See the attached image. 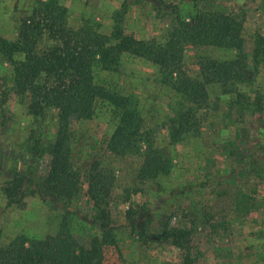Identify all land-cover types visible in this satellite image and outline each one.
<instances>
[{
	"label": "rangeland",
	"instance_id": "374dc122",
	"mask_svg": "<svg viewBox=\"0 0 264 264\" xmlns=\"http://www.w3.org/2000/svg\"><path fill=\"white\" fill-rule=\"evenodd\" d=\"M59 1L76 30L86 23L110 36L119 15L128 35L157 44L169 38L180 15L228 14L243 25L245 79L228 86L207 84L206 99L189 106L191 130L176 142L171 121L187 103L164 85L159 66L123 54L118 71L98 68L100 81L134 97L143 127L130 149L117 155L109 148L119 122L114 108L99 102L91 119L72 120L70 161L81 188L68 202L42 190L52 164L44 148L55 141L58 109L32 115L27 97L15 87L12 64L0 55V264L18 237L29 243L61 235L63 248L76 254L87 250L90 239L101 234L100 221L92 224L101 212L88 195L94 183L114 236L103 247V264H176L178 249L156 236L165 223L192 227L193 222L196 264H264V0ZM36 3L0 0V38L17 41ZM53 44L45 38L39 51ZM235 57L237 52L225 49L186 47L183 72L203 81L198 61ZM14 58L23 60V55ZM149 152L165 168L157 177L143 171Z\"/></svg>",
	"mask_w": 264,
	"mask_h": 264
},
{
	"label": "trees",
	"instance_id": "16d2710c",
	"mask_svg": "<svg viewBox=\"0 0 264 264\" xmlns=\"http://www.w3.org/2000/svg\"><path fill=\"white\" fill-rule=\"evenodd\" d=\"M67 15L68 9L59 0H37L32 14L19 27L17 41L0 38V55L12 64L15 87L18 94L27 97L29 112L41 116L48 108L58 109L55 141L44 148V153L51 156L52 164L42 190L59 201H72L81 188L79 174L70 161L72 120L91 119L99 102L114 108L119 114V122L109 148L117 155H124L130 149L143 127L134 97L117 85L100 81L98 68L106 72L118 71L123 54L159 66L164 85L187 103V108L178 111L171 121L170 133L176 142L191 130L189 106L206 99L207 84L218 82L228 86L244 82L243 25L228 14L199 11L180 15L169 38L159 44L128 35L119 15L114 18L110 36L96 32L86 23L76 30L68 23ZM45 38L54 44L40 52L39 44ZM190 46L225 49L237 52V57L224 61L201 59L197 67L203 81H199L183 72L182 53ZM19 53L23 60H15ZM143 171L145 175L157 177L165 172V168L149 152ZM96 187L97 184H92L88 195L94 210L101 212L92 222L96 225L100 221L101 234L90 239L87 250L76 254L63 248L61 235L29 243L18 237L5 249V264H103V247L112 244L114 236L106 223L108 216L102 209L101 196L95 193ZM7 192L12 199L11 189ZM191 225L182 227L165 223L156 236L157 242L178 249L180 262L176 264L197 263V254L191 245L195 222ZM67 226L68 220L64 218L63 230Z\"/></svg>",
	"mask_w": 264,
	"mask_h": 264
}]
</instances>
